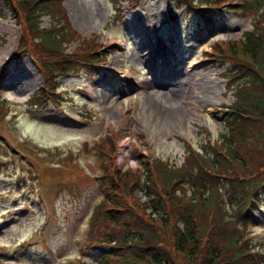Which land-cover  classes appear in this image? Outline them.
<instances>
[{"label":"rangeland","instance_id":"rangeland-1","mask_svg":"<svg viewBox=\"0 0 264 264\" xmlns=\"http://www.w3.org/2000/svg\"><path fill=\"white\" fill-rule=\"evenodd\" d=\"M61 3L69 33L63 51L77 50L96 34L100 43L107 44V56L99 75L83 69L58 75L62 100L32 113L25 101L41 78L29 57L12 64L19 76L13 79L10 73L1 84L0 93L10 111L0 121V264H75L78 258L94 264L102 249L88 245L87 219L101 200L97 139L111 135L117 141L112 166L123 170L146 166L145 157L177 163L183 140L198 145L210 131H223L217 109L228 104L233 94L224 91L217 62L202 52L218 41L237 39L252 27L253 18L244 10L226 7L209 9L211 24H198L195 17L181 19V11H169L167 0H140L134 9L121 2L123 16L114 21L118 15L112 14L107 0ZM261 4L259 30L264 29V0ZM11 11L0 0V62L22 40L23 28L13 23ZM52 23L45 16L39 25ZM167 38L172 39L169 45L163 43ZM155 50L167 57L166 62H161L162 57L151 62L149 54ZM167 70L181 92L171 105L156 103L159 96H155H164L171 86L160 92L151 83L155 78L163 80L161 72ZM16 142L33 153L34 160L75 167L80 175L75 169L64 177L63 170L46 169L41 177L29 157L20 156L19 165L17 151L10 148ZM22 207L27 211L21 213ZM247 229L254 249L264 254V213L257 214ZM191 264L202 263L193 258Z\"/></svg>","mask_w":264,"mask_h":264},{"label":"trees","instance_id":"trees-1","mask_svg":"<svg viewBox=\"0 0 264 264\" xmlns=\"http://www.w3.org/2000/svg\"><path fill=\"white\" fill-rule=\"evenodd\" d=\"M1 1L12 10L16 23L20 25L23 19L20 44L34 46L43 76L60 64L66 68L81 50L90 48L85 58L94 59V40L82 43L67 59L59 51L68 41V27L48 32L38 28L41 14L48 12L62 19L57 1ZM172 1L185 8L192 1V7L201 11L203 3L209 6L225 0ZM242 1L241 10L253 17L252 27L237 39L218 41L210 48L243 76L234 85L235 110L224 121L233 138L227 135L221 145L205 140L200 152L183 141L179 166L155 160L153 173L144 176L150 198L141 203L132 196L139 171L115 172L112 166L115 141L105 135L93 145L101 158L98 168L103 185L102 198L87 221V238L103 248L96 264H191L193 258L202 264H264V256H252L250 241L243 239V227L237 228L238 221L248 215L243 207L248 195L264 196V29H258L260 12L257 14L263 3ZM184 177L188 178L186 188L181 185ZM219 189L234 207L233 213L224 209Z\"/></svg>","mask_w":264,"mask_h":264},{"label":"bare ground","instance_id":"bare-ground-1","mask_svg":"<svg viewBox=\"0 0 264 264\" xmlns=\"http://www.w3.org/2000/svg\"><path fill=\"white\" fill-rule=\"evenodd\" d=\"M173 85L170 87V90L166 91V94L164 96L162 95L163 97L161 96L162 93L155 94V96H157V95L159 96V97L157 96L158 100L156 101V103L159 104L161 101H163L165 104L167 103V104L171 105V103H173L175 101L178 102L181 92H180L179 88L175 87V86H177L176 83H174Z\"/></svg>","mask_w":264,"mask_h":264}]
</instances>
